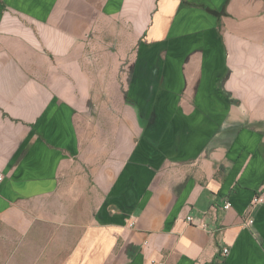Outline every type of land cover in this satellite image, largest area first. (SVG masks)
I'll list each match as a JSON object with an SVG mask.
<instances>
[{"label": "crops", "instance_id": "obj_1", "mask_svg": "<svg viewBox=\"0 0 264 264\" xmlns=\"http://www.w3.org/2000/svg\"><path fill=\"white\" fill-rule=\"evenodd\" d=\"M0 264H264V0H0Z\"/></svg>", "mask_w": 264, "mask_h": 264}, {"label": "built area", "instance_id": "obj_2", "mask_svg": "<svg viewBox=\"0 0 264 264\" xmlns=\"http://www.w3.org/2000/svg\"><path fill=\"white\" fill-rule=\"evenodd\" d=\"M255 200H256V202H258V201L260 202L259 199H255ZM229 207H230L229 204H225V207H224V208H225V209H228ZM187 219H188L189 222H192V218H191V217H188ZM248 223H249V224H252V223H253V220H249ZM224 252L227 254V251H224Z\"/></svg>", "mask_w": 264, "mask_h": 264}]
</instances>
